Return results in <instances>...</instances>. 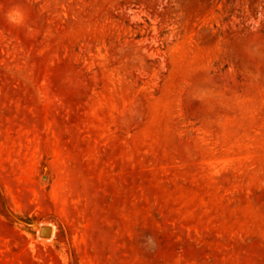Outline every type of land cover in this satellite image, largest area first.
I'll return each mask as SVG.
<instances>
[{"label":"rangeland","instance_id":"rangeland-1","mask_svg":"<svg viewBox=\"0 0 264 264\" xmlns=\"http://www.w3.org/2000/svg\"><path fill=\"white\" fill-rule=\"evenodd\" d=\"M0 264H264V0H0Z\"/></svg>","mask_w":264,"mask_h":264},{"label":"water","instance_id":"water-1","mask_svg":"<svg viewBox=\"0 0 264 264\" xmlns=\"http://www.w3.org/2000/svg\"><path fill=\"white\" fill-rule=\"evenodd\" d=\"M49 232H50L49 229H44V233H45V234H48Z\"/></svg>","mask_w":264,"mask_h":264}]
</instances>
